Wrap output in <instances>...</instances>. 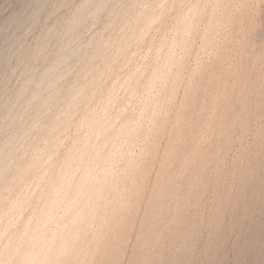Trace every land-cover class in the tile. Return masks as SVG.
<instances>
[{"label":"rangeland","instance_id":"374dc122","mask_svg":"<svg viewBox=\"0 0 264 264\" xmlns=\"http://www.w3.org/2000/svg\"><path fill=\"white\" fill-rule=\"evenodd\" d=\"M0 236V264H264V0H0Z\"/></svg>","mask_w":264,"mask_h":264},{"label":"bare ground","instance_id":"6f19581e","mask_svg":"<svg viewBox=\"0 0 264 264\" xmlns=\"http://www.w3.org/2000/svg\"><path fill=\"white\" fill-rule=\"evenodd\" d=\"M84 8H85V7H84ZM82 11H83V9H82ZM80 12H81V11H80ZM83 12H84V11H83ZM76 19L79 20V18H76ZM72 21H73V20H71V22H72ZM77 23H78V22H77ZM74 24H75V23H74ZM208 33H209V32H208ZM42 43H43V42H42ZM75 49H76V48H75ZM75 49H74V50H75ZM67 54H68V53H67ZM1 58H2V57H1ZM6 58H7V57H6ZM65 58H66V57H65ZM58 60H59V59H58ZM63 60H64V59H63ZM66 60H67V58H66ZM60 63H61V61H60ZM56 64H58V63H56ZM50 67H52V66H50ZM54 68H55V67H54ZM54 68H53V70H54ZM57 68H58V67H57ZM48 69H49V68H48ZM48 69H47V70H48ZM50 69H51V68H50ZM50 69H49V70H50ZM55 69H56V68H55ZM58 72H59V71H58ZM62 73H63V72H62ZM133 74H134V73H133ZM133 74H132V75H133ZM57 75H58V74H57ZM59 76H60V75H59ZM127 76H128V75H127ZM60 77H61V76H60ZM42 83H43V82H42ZM41 85H42V84H41ZM48 85H49V84H48ZM49 86H50V85H49ZM46 88H47V87H46ZM39 91H40V90H39ZM33 94H34V93H33ZM35 94H36V93H35ZM106 94H108V93H106ZM109 94H110V93H109ZM131 94H132V93H131ZM40 95H41V94H40ZM37 96H38V93H37ZM30 97H31V96H30ZM33 97H34V96H33ZM113 97H114V96H113ZM36 98H37V97H36ZM32 99H33V98H32ZM34 99H35V98H34ZM27 100H29V98H28ZM110 100H111V99H110ZM112 102H113V101H112ZM107 103H108V102H107ZM105 106H107V105H105ZM111 106H112V105H111ZM103 107H104V104H103ZM100 108H101V107H100ZM105 110H106V109H103L102 111L105 112ZM106 111H107V110H106ZM96 112H97V111H96ZM103 112H102V114H103ZM87 113H88V112H87ZM120 113H121V112H120ZM104 114H106V113H104ZM93 115H94V114H93ZM98 116H99V115H98ZM83 118H84V117H83ZM86 118H87V117H86ZM91 119H92V118H91ZM91 119H90V120H91ZM97 119H98V118H97ZM104 119H106V117H105ZM104 119H103V120H104ZM108 119H109V118H108ZM81 121H82V120H81ZM95 121H96V120H95ZM97 121H99V120H97ZM106 121H107V120H106ZM112 121H113V120H112ZM99 122H101V121H99ZM127 122H128V121H127ZM84 123H85V122H84ZM90 123H91V122H90ZM92 123H93V122H92ZM102 123H103V121H102ZM114 123H115V120H114ZM114 123H112V124H114ZM86 124H87V123H86ZM126 124H127V123H126ZM101 125H103V124H101ZM84 126H85V125H84ZM84 126H83V127H84ZM105 126H107V125H105ZM124 126H125V125H124ZM83 127H82V128H83ZM110 127H112V126H110ZM84 128H85V127H84ZM108 128H109V125H108ZM89 129H92V128H89ZM84 130H85V129H84ZM101 130H102V129H101ZM101 130H100V131H101ZM104 130H105V129H104ZM119 130H120V129H119ZM85 132H86V131H85ZM88 133H89V132H88ZM96 133H98V132H96ZM108 133H109V132H108ZM108 133H107V134H108ZM119 133H120V132H119ZM83 134H85V133H83ZM92 134L94 135V133H92ZM98 134H99V133H98ZM97 136H98V135H97ZM90 137H91V136H90ZM109 137H111V136H109ZM182 137H183V136H182ZM88 138H89V137H88ZM105 139H106V138H105ZM189 140H190V139H189ZM86 141H87V140H86ZM95 141H96V140H95ZM79 142H80V141H79ZM93 142H94V141H93ZM105 142H106V140H105ZM105 142H104V143H105ZM17 143H18V142H17ZM17 143H16V144H17ZM169 143H170V142H169ZM192 143H194V142H192ZM89 144H90V143H89ZM96 144H97V143H96ZM182 145H183V144H182ZM82 146H84V144H82ZM78 147H79V146H78ZM80 147H81V146H80ZM84 147H85V146H84ZM186 147H187V146H186ZM89 148H90V147H89ZM97 148H98V147H97ZM79 149H80V148H79ZM81 149H82V147H81ZM70 150H71V149H70ZM76 150H77V148H76ZM184 150H185V149H184ZM86 151H87V149H86ZM100 151H101V150H100ZM103 151H104V150H103ZM71 152H72V151H71ZM96 152H97V151H96ZM104 152H105V151H104ZM186 152H187V150H186ZM9 153H10V151H9ZM83 153H84V152H83ZM100 153H101V152H100ZM3 154H4V153H3ZM71 154H73V153H71ZM83 155H84V154H83ZM83 155H82V156H83ZM100 155H101V154H100ZM86 157H87V156H86ZM86 157H85V158H86ZM91 157H92V156H91ZM94 157H95V156H94ZM76 158H77V157H76ZM79 158H80V157H79ZM80 159H81V158H80ZM77 160H78V159H77ZM103 160H104V159H103ZM66 161H67V160H66ZM72 161H73V159H72ZM88 161H89V160H88ZM68 162H69V161H68ZM78 162H79V161H78ZM82 162H83V161H82ZM90 162H91V161H90ZM28 163H29V162H28ZM76 163H77V162H76ZM83 163H84V162H83ZM37 165H38V164H37ZM92 165H93V164H92ZM161 165H162V164H161ZM173 165H174V164H173ZM176 165H177V164H176ZM76 167H77V166H76ZM93 167H94V166H93ZM65 169H66V168H65ZM65 169H64V170H65ZM69 169H70V168H69ZM64 170H63V171H64ZM41 171H42V170H41ZM46 171H47V170H46ZM68 172H69V171H68ZM44 173H45V172H44ZM74 173H75V172H74ZM84 174H85V173H84ZM42 176H43V175H42ZM42 176H41V177H42ZM165 176H166V175H165ZM43 177H44V176H43ZM64 177H65V176H64ZM82 177H83V176H82ZM138 177H139V175H138ZM160 177H161V176H160ZM100 178H101V177H100ZM106 178H107V177H106ZM60 179H61V178H60ZM188 179H189V178H188ZM37 180H38V179H37ZM132 180H133V178H132ZM38 181H39V180H38ZM125 181H126V180H125ZM59 183H60V182H59ZM129 183H131V182H129ZM155 183H156V182H155ZM56 184H57V183H56ZM66 184H67V183H66ZM82 184H83V183H82ZM82 184H81V186H82ZM131 184H132V183H131ZM64 185H65V184H64ZM67 186H68V185H67ZM67 186H66V187H67ZM129 186H130V185H129ZM22 187H23V186H22ZM34 188H35V187H34ZM55 188H56V187H55ZM57 188H58V186H57ZM80 188H81V187H80ZM130 188H131V187H130ZM160 188H161V187H160ZM35 189H36V188H35ZM78 189H79V188H78ZM127 189H128V188H127ZM19 190H20V189H19ZM56 190H57V189H56ZM237 190H238V189H237ZM21 191H22V190H21ZM21 191H20V192H21ZM53 191H54V190H53ZM75 191H76V190H75ZM102 191H103V190H102ZM23 192H24V191H23ZM76 192H77V191H76ZM151 192H152V191H151ZM167 192H168V191H167ZM50 194H51V193H50ZM92 194H93V193H92ZM94 194H95V193H94ZM100 194H101V193H100ZM60 195H61V194H60ZM75 195L77 196V194H75ZM127 195H128V194H127ZM150 195H151V194H150ZM14 196H15V195H14ZM21 196H23V195H21ZM94 196H95V195H94ZM96 196H97V195H96ZM123 196H124V195H123ZM164 196H165V195H164ZM60 197H61V196H60ZM91 197H92V196H91ZM150 197H151V196H150ZM21 198H22V197H21ZM21 198H19V200H20ZM54 198H55V197H54ZM56 198H57V197H56ZM165 198H166V197H165ZM152 199H154V198H152ZM17 200H18V198L16 199V201H17ZM19 200L17 201V204H16V202H15V203L13 204V206L15 205V206L18 208L17 205H20V203H21V200H20V203H18ZM55 200H56V199H55ZM164 200H165V199H164ZM14 201H15V200H14ZM14 201H13V202H14ZM73 201H74V200H73ZM157 202H158V201H157ZM11 203H12V202H11ZM92 203H93V202H92ZM119 203H120V201H119ZM37 204H38V203H37ZM147 204H148V203H147ZM181 205H182V204H181ZM82 206H83V205H82ZM98 206H99V205H98ZM146 206H147V205H146ZM49 207H50V206H49ZM51 207H52V205H51ZM51 207H50V208H51ZM9 208H11V206H10ZM17 208H16V209L11 208V209H8V210H10V211L12 210V211H13V209H14V211H15V210H18V209H19V208H18V209H17ZM82 208H83V207H82ZM89 208H90V207H89ZM167 209H168V208H167ZM88 210H89V209H88ZM6 211H7V210H6ZM10 211H9V212H10ZM78 211H79V210H78ZM112 211H113V210H112ZM2 212H3V211H2ZM15 212L18 214V211H15ZM76 212H77V211H76ZM91 212H92V211H91ZM146 212H147V211H146ZM10 213H11V212H10ZM10 213H8V214H10ZM74 213H75V211H74ZM81 213H82V212H81ZM87 213H88V212H87ZM6 214H7V213H6ZM17 214H15V216H16ZM72 214H73V213H72ZM75 214H76V213H75ZM121 214H122V213H121ZM11 215L14 216V212H12ZM84 215H85V214H84ZM93 215H94V214H93ZM116 215H117V214H116ZM153 215H154V214H153ZM6 216H7V215H6ZM76 216H77V215H76ZM146 216H147V215H146ZM11 217H12V216H11ZM77 217H78V216H77ZM154 217H155V216H154ZM1 218H2V217H1ZM9 218H10V217H9ZM12 218H13V217H12ZM30 218H31V217H30ZM30 218H29V219H30ZM35 218H37V217H35ZM38 218H39V217H38ZM48 218H49V217H48ZM74 218H75V217H74ZM10 219H11V218H10ZM16 219H17V218H16ZM81 219H82V218H81ZM106 219H107V218H106ZM43 220H44V218H43ZM142 220H143V219H142ZM160 220H161V219H160ZM7 221H8V220H7ZM10 221H11V220H10ZM10 221H9V222H10ZM146 221H147V220H146ZM13 222H14V220H13ZM44 222H45V221H44ZM46 222H47V221H46ZM178 222H179V221H178ZM7 223H8V222H7ZM10 223H11V222H10ZM28 223H29V222H28ZM70 224H71V223H70ZM8 225H9V224H8ZM10 225H11V224H10ZM10 225H9V226H10ZM62 226H63V225H62ZM7 227H8V226H7ZM26 227H27V226H26ZM69 227H70V226H69ZM141 227H142V226H141ZM8 228H9V227H8ZM24 228H25V227H24ZM89 228L91 229V227H89ZM159 228H160V227H159ZM34 229H35V228H34ZM67 229H68V228H67ZM1 231H2V230H1ZM117 231H118V230H117ZM143 231H144V230H143ZM27 232H28V231H27ZM27 232H26V233H27ZM59 232H60V231H59ZM170 232H171V231H170ZM5 233H6V232H5ZM7 233H8V232H7ZM112 233H113V232H112ZM15 234H16V233H15ZM167 234H168V233H167ZM134 235H135V234H134ZM20 236H21V235H20ZM95 236H96V235H95ZM0 237H1V236H0ZM51 237H52V236H51ZM173 237H174V236H173ZM2 238H3V237H2ZM44 238H45V237H44ZM53 238H54V237H53ZM92 238H93V237H92ZM140 238H141V237H140ZM181 238H182V237H181ZM0 239H1V238H0ZM8 239H9V237H8ZM33 239H34V238H33ZM51 240H52V238H51ZM57 240H58V239H57ZM29 241H30V240H29ZM53 241H54V240H53ZM94 241H95V240H94ZM43 242H44V241H43ZM47 242H48V241H47ZM48 243H51V242H48ZM5 244H6V243H5ZM112 244H113V243H112ZM90 245H91V244H90ZM116 245H117V244H116ZM44 246H45V245H44ZM60 246L63 247L62 245H60ZM16 247H17V246H16ZM61 247H60V248H61ZM110 247H111V246H110ZM34 248H35V245H34ZM48 248H49V247H48ZM94 248H95V247H94ZM132 248H133V247H132ZM31 249H32V247H31ZM38 249L41 250L40 248H38ZM64 249H65V248H64ZM45 250H46V249H45ZM255 250H256V249H255ZM34 251H36V250H34ZM42 251H43V250H42ZM46 251H47V250H46ZM49 251H50V250H49ZM93 251H94V250H93ZM114 251H115V250H114ZM26 252H28V251H26ZM36 252H37V251H36ZM57 252H58V251H57ZM88 252H89V251H88ZM33 253H34V252H33ZM50 253H51V252H50ZM61 253H62V252H61ZM85 253H86V252H85ZM106 253H107V252H106ZM34 255H35V254H34ZM108 255H109V254H108ZM108 255H107V256H108ZM2 256H3V255H2ZM26 256H27V255H26ZM30 256H31V255H30ZM74 256H75V255H74ZM105 256H106V255H105ZM110 256H111V255H110ZM6 257H8V256H6ZM37 257H38V256H37ZM43 258H44V257H43ZM46 258H48V257H46ZM11 259H12V258H11ZM21 259H22V258H21ZM110 259H111V258H110ZM216 259H217V258H216ZM27 260H28V259H27ZM30 260H31V259H30ZM39 260H40V259H39ZM52 260H53V259H52ZM25 261H26V260H25ZM33 261H34V260H33ZM21 262H22V261H21ZM21 262H20V263H21ZM78 262H79V261H78ZM41 263H42V262H41ZM80 263H81V262H80ZM110 263H111V262H110ZM126 263H127V262H126ZM28 264H29V263H28ZM30 264H31V263H30ZM124 264H125V263H124Z\"/></svg>","mask_w":264,"mask_h":264}]
</instances>
